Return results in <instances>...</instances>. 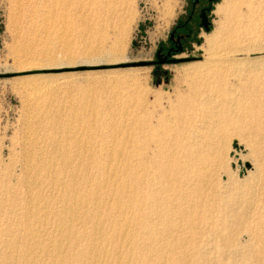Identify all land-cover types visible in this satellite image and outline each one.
Returning a JSON list of instances; mask_svg holds the SVG:
<instances>
[{
	"label": "rangeland",
	"instance_id": "374dc122",
	"mask_svg": "<svg viewBox=\"0 0 264 264\" xmlns=\"http://www.w3.org/2000/svg\"><path fill=\"white\" fill-rule=\"evenodd\" d=\"M65 1L57 0L59 5L57 3L53 8L49 0H0V264H26L27 256L24 255L30 257L34 253L27 241L30 237L27 225L34 227L37 237L44 243L57 241L59 237L55 221L65 191L47 178V170L39 162L53 161L57 156L53 163H60L79 151L80 169H84L91 161L103 160V146L123 147L122 155L109 154L108 157V168L115 169L116 176L119 174L121 179L124 155L130 152L131 147L141 151L153 139L144 128L155 121H189L184 131L189 129L191 139L200 142V152L211 160L205 167L201 188L188 194V199L198 201L194 206L196 209L175 213L177 206L181 209L185 204L176 201L174 196L170 203L162 205L165 207L160 212L167 214L170 228L175 231L190 221L192 229L202 231L204 224L215 215L225 216L240 221L234 226L238 230L248 225L251 231L259 232L264 245V73L249 65L224 72L220 78L213 77L200 88L197 101H194L182 72V67L204 60L206 35L218 25L223 27V32L227 27L234 26L236 45L240 49L264 46V4L259 6L258 0H214L208 15L209 30L199 29L191 44L179 56L186 57L187 61L164 65L167 74L163 76L155 75L149 65L125 64L154 59L158 45L167 41L174 23L187 17L192 0ZM232 9L236 16L229 20ZM261 55L263 53L251 52L248 59ZM208 98L216 102H198ZM223 98L229 102L225 108L219 105ZM236 99L241 100L240 104L233 103ZM225 134L228 136L225 137ZM81 140H84L83 143ZM75 142L80 145L79 148ZM83 145L88 146L87 150L90 147L91 159L87 156L88 152L83 153L80 149ZM31 146L40 148L32 149ZM38 151H46L47 159L44 156L39 160L31 153ZM59 153L63 154L60 156ZM25 156L31 161L27 168L30 167L29 171L33 173L22 171L23 167L25 170ZM128 161L132 166L137 160ZM71 166L66 167L67 172ZM136 169L140 177L135 182L134 191L142 200L151 202L149 187L154 180L153 169L147 166ZM91 170H94L93 165ZM28 173L35 178H28ZM36 173L42 175L41 181L37 182ZM78 175L75 180L85 182L81 172ZM108 177V184L113 183L115 176L109 174ZM45 204L46 207L42 208ZM44 209L49 213V220L40 217ZM156 217L152 216L153 219ZM122 221L125 227L123 234H130L131 239L127 242L126 238L122 242L120 261L138 264L137 261L132 263L129 258L135 255L134 249L140 251V247H147L142 245V235L137 234L141 228L134 227V223L131 229L127 228L124 217ZM107 222L103 227L106 225L109 229L110 223ZM75 223L73 233L75 231L77 235L78 231L83 235L80 238L75 236V239L71 236L63 241L69 243L64 244L67 249L64 255L67 254L65 258L68 260L72 259L71 254L76 252V248L84 249L89 241V234H84L87 233L84 231L89 227V219L83 216ZM152 224L141 221L144 228H152ZM51 230L53 234H48ZM170 234L165 235L166 241H179V235ZM242 240L245 236L235 242L244 243ZM161 246L163 244L154 245ZM108 250L111 252L113 248ZM46 254H32L34 264H49L50 255ZM164 255L151 252L145 261L164 264ZM105 263L113 264L108 260L100 262ZM257 264H264V261Z\"/></svg>",
	"mask_w": 264,
	"mask_h": 264
},
{
	"label": "bare ground",
	"instance_id": "6f19581e",
	"mask_svg": "<svg viewBox=\"0 0 264 264\" xmlns=\"http://www.w3.org/2000/svg\"><path fill=\"white\" fill-rule=\"evenodd\" d=\"M49 1L52 2L50 5L53 8H55L54 6L58 3L57 0H49ZM69 1L70 0H68V2ZM65 2L67 3V0ZM261 3L264 4V0H258L257 4H259V6H262ZM217 8L220 9L221 6H217ZM230 12H231V15L229 17V20H232L234 19L236 14L234 12V9H232V11ZM55 16L57 17V15ZM223 33L225 34L224 36H223ZM205 44L206 46L205 48H203L204 60L198 64L182 67L184 82L188 85L189 88H191V92L193 94L192 99L194 101H197L196 98H197V95L200 93L199 92L200 88H202L208 82H210L211 78L213 77L220 78V76H222L224 72H227V71H230L236 68L238 69L241 66L249 65V67L256 68L257 71L264 73V46H260V47L258 46V47H253V48L247 47L248 49H240V47L238 48L236 45L237 43L235 39L234 26H232L231 28L227 27L226 31L223 32V27H221V25L220 26L218 25V27L212 33L206 35ZM255 51L263 53V55L257 58L254 57V59L251 57V59L253 60L248 59L249 53L255 52ZM241 55H243V57ZM239 101L241 100L236 99V100H233V103L237 105V104H240ZM198 102H201V103L206 102V104H211V102H216V101L210 100V98H208L207 100H204V101L198 100ZM227 102L228 100L223 98L219 102V105L221 106V108H225ZM228 104L229 102L227 103V105ZM225 122L230 123L231 121H225ZM188 125H189V121H155V123L146 124L144 130L148 132L149 134H151L153 139H151L148 144H145L143 148H141V151L139 150L135 151L131 147L130 152L128 151L126 152L127 155H124V165H123V168L121 169V179L118 176L119 174L116 176L117 171L115 169L110 170L108 168V162L110 161L108 157H109V154L111 155L116 154L117 156L122 155L123 147L115 148L112 145L111 147L103 146L101 148V151L104 153L103 154L101 152V154L103 155V160H102L103 162L99 161L96 163L95 162L92 163L91 161L84 169H80V166H81L80 157L81 156H79L80 154L79 151H77V153H75L74 155L67 157L69 159L62 160L60 163H53V161L57 158V156L55 158L53 155H52L53 158H55L53 159V161L50 160V161L45 162L43 160L44 163L39 162L40 163L39 165L43 166V168L47 170V173H48L47 178L65 192H63L64 195H62V197H64L63 204L61 203L62 207L58 215H56L57 221H55L57 223L56 226L58 227V230H59V234H58L59 237L57 241L50 240V243H44L45 241H42L40 238L37 237L35 230H33L34 227L32 225L30 226L27 225L29 234H30V237L29 236H28L29 238L27 237L28 238L27 241H29L28 243L30 244L29 246L31 248L30 250L32 252L34 251V253L30 252L31 255L36 254V253L39 254L40 252L42 253L46 252L48 255H50L49 264H96V263L100 264V262L102 263L104 262V260L111 261V263L113 264H127V263H123V260L120 261V253H121L120 248L123 246L122 242L125 241L126 238H127V242L129 239H131L130 234L129 235L123 234L124 233L123 230H125V227L123 225L122 218L124 217L127 223L126 225L127 228L131 229V227L133 226L138 228L140 226L141 229L137 231V234L142 235V238H143L142 245L143 246L147 245L146 248L140 247L139 249L140 251H137V249L136 250L134 249L135 255H133L132 258H129V261H132V263H136V261L139 262L140 264L154 263V262L148 263L147 261H145L146 258L149 257L148 255L151 252L157 255L165 253L164 264H257L258 262L264 261V245H262V239H261V236L259 235V232L251 231L248 225L244 229L238 230L237 227H234L236 224L240 223V221L237 219H229L228 217L225 218V216L221 217V216L215 215V217H212L208 222L204 224L205 226L203 227L205 229H203L202 231L201 230L196 231L192 229V225L190 221L187 224H184V226L183 225L180 226L179 229H175V231H173L172 227L170 228L169 220L166 217L167 214H163L160 212V210L164 209L165 207V206L162 207V205L166 204L167 202L170 203L173 196L176 201L181 202L182 204H185L183 205L181 209L177 206V209L174 210L175 213H178V214H181L183 212L185 213L191 208L196 209L195 207L197 206L196 203L198 201L194 202V200H192V198L190 197L188 199V194L189 193L193 194L194 192H197L199 188H201V184L205 176V173H204L205 167H207V165L209 164L211 160L207 159L206 155L200 152L199 150L200 142H196L193 139H191L192 135L189 133V129H187V131H184L185 127H187ZM31 130L32 132L35 131V129L34 130L31 129ZM197 132H199V130ZM28 136L30 135L28 134ZM43 136L41 135V137ZM226 136H228V134H225V137ZM27 137H25L24 139H27ZM199 137H202V135L199 134ZM75 139H78V138H75ZM58 140L56 139V141ZM86 140L87 139H85V141ZM33 141L34 139H32V142ZM82 141L84 140H81V142ZM26 142H29V141H26ZM47 142H50V141L47 140ZM77 142H75V144ZM44 144H45V141H44ZM52 145L54 147V144ZM78 146L76 144V147ZM35 147L34 148L32 147V149L40 148V147L38 148H35ZM58 149H60V147H58ZM80 149H83V153L91 151L90 147H89V150H87L88 146H85V145H83L82 148L80 147ZM46 151H38V152H31V153H34V156H36L37 159L40 160V158L42 159V157L44 156L47 159L48 157L47 152H49L50 150L47 152ZM68 151H70V149ZM51 152L49 153L50 155H51ZM54 153L56 154V152ZM88 153L89 155L87 156L89 157V159H91L92 154L91 152H88ZM60 154H63V153H59V155ZM65 155L63 156L65 157ZM134 157H136V159ZM49 158L51 159L50 156ZM128 159L131 161L132 159L137 160L135 163V165H137L136 168L147 166L153 169L154 173L152 174H153L154 180L151 184L152 188L149 187L150 192H151L150 196L152 198L151 202L142 200L141 197L137 196L136 192L134 191L135 182L139 180L140 176L137 175L136 173L137 169L133 168L135 165L131 166ZM24 160H25V170H23L24 168L23 167L22 171L33 173L31 172V170L29 171L30 167L29 169L27 168L28 162L30 161V159L26 157ZM71 164L73 165V167L71 166ZM69 165L72 167V169L70 167V170L67 172L66 167H68ZM92 165H93L94 170L90 171V167ZM53 166H56L57 168ZM80 172L82 174V178L85 180V182L83 183L82 182L78 183V181L75 180V177H77L78 173L80 174ZM36 174L38 176V178L36 179L38 182V180L42 178V175L40 176L39 173H36ZM36 174H33V175H36ZM109 174L115 176L114 178L115 182L113 181V183L110 182L108 184V181H109L108 178L110 177V176L108 177ZM30 175L31 174L28 173L26 176L28 178L32 177V175L31 176ZM44 177L46 178V176ZM32 178L34 179L35 177H32ZM36 180H34L33 182H35ZM119 180L120 182H118ZM40 181H39V184H40ZM43 181L44 180H42V182ZM30 182L32 181L30 180ZM28 184L30 185L31 183H28ZM36 185H38V183ZM28 187L29 186H26L27 189ZM51 187H53V185ZM42 188H44V186ZM1 192L4 193V190H1ZM27 195H30V194H27ZM30 196H29L28 201H30V199L33 197L31 196L30 198ZM39 201L41 200H38V202ZM40 204H42V202ZM45 207H46V204L42 208H45ZM30 208H33V207L31 206ZM47 210L41 213L40 217H43V219L47 217V219L49 220L48 218L49 213ZM51 210H54V209H51ZM165 211L167 212V210ZM53 214L54 213H52V215ZM191 214L194 216L196 215L195 212ZM153 215H157L156 219L152 218ZM83 216L87 217L90 223L88 229L84 231V232H87L84 234H89L88 235L89 241L85 245L84 249L76 248L75 249L76 252L71 254L73 255L72 259L68 260V258H65L67 254L64 255L65 249H66V247L64 246L67 245L68 242L65 244L63 243V241L66 240L67 238H70L71 236L75 239V236H77V238H80V236L83 235L81 232H78V231H77V235H75V231L73 233V230H75L74 228V225L76 224L75 222L83 218ZM38 220H40V218ZM107 221H109L110 223L109 229H106L105 227L106 225L103 227V224L105 222L108 223ZM141 221H149L151 224L153 222L152 224L153 227L144 228L141 226ZM29 222L32 223V221H29ZM29 222L27 221V223ZM45 222H47V220ZM53 223L54 222H52V224ZM107 227H108V224H107ZM52 230L48 234H51V233L53 234ZM171 230L173 232H171ZM168 233L169 234L171 233L170 236H173L174 234H177V236L179 235L178 236L179 241L174 242V243L173 242L171 243L170 241H166L165 235H167ZM244 236H245V240L244 241L242 240L244 243L239 242V241L235 242L236 240H240L241 237H244ZM48 237L51 238L52 236L48 235ZM254 238H256V240L255 242H252ZM131 243L133 244L134 242L131 241ZM157 243L163 244V246H161V248L154 247V245ZM254 243L257 244L255 245L257 246V250L255 249V246L252 245ZM109 247L110 248L112 247L113 251L109 252L110 251L108 250ZM31 255L30 257H28L29 256L28 254L24 255V256H27L26 258L27 262L24 261L26 264H34L33 260L35 257L32 256L31 258ZM130 255L131 254H128V256ZM237 256L239 257L236 258ZM125 260H127V258ZM245 261H250V262H245ZM157 263H158V260H157Z\"/></svg>",
	"mask_w": 264,
	"mask_h": 264
},
{
	"label": "flooded vegetation",
	"instance_id": "af4514ba",
	"mask_svg": "<svg viewBox=\"0 0 264 264\" xmlns=\"http://www.w3.org/2000/svg\"><path fill=\"white\" fill-rule=\"evenodd\" d=\"M213 1L214 0L191 1L187 17L178 19L177 22L174 23L173 27L168 32L167 41L165 43L159 44L155 52L154 59L148 60V62H150L149 66L153 68L155 75L162 74L165 76L167 74L163 66L168 64H176L170 62V59L186 58L179 56L191 44L190 42L192 41V38L195 36L196 32L199 29L204 28L201 25V15H205L209 21L208 15L211 11ZM159 49V57H157L156 53ZM158 59L162 60L163 62L157 63Z\"/></svg>",
	"mask_w": 264,
	"mask_h": 264
},
{
	"label": "water",
	"instance_id": "95a60500",
	"mask_svg": "<svg viewBox=\"0 0 264 264\" xmlns=\"http://www.w3.org/2000/svg\"><path fill=\"white\" fill-rule=\"evenodd\" d=\"M201 25L204 27L206 31L209 30L210 22L208 21L207 17L205 15H201ZM160 49L157 51L156 56L159 57ZM172 63H178V62H184L187 61L185 58H174L169 60ZM163 61L158 59L157 63H162ZM150 62L147 61H139V62H130L126 63L125 66H147Z\"/></svg>",
	"mask_w": 264,
	"mask_h": 264
}]
</instances>
